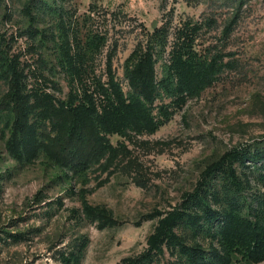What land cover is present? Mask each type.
Here are the masks:
<instances>
[{
	"label": "rangeland",
	"instance_id": "obj_1",
	"mask_svg": "<svg viewBox=\"0 0 264 264\" xmlns=\"http://www.w3.org/2000/svg\"><path fill=\"white\" fill-rule=\"evenodd\" d=\"M26 1L0 0V264H264L244 258L264 220V0H38L33 23ZM160 26L142 107L154 129L109 132L97 116L102 152L76 170L9 153L12 74L28 137L45 141L60 124L51 103L109 114L115 84L134 102L126 65Z\"/></svg>",
	"mask_w": 264,
	"mask_h": 264
},
{
	"label": "trees",
	"instance_id": "obj_2",
	"mask_svg": "<svg viewBox=\"0 0 264 264\" xmlns=\"http://www.w3.org/2000/svg\"><path fill=\"white\" fill-rule=\"evenodd\" d=\"M38 0H27L23 7L24 14L30 23L35 21L33 7ZM165 36L163 26L156 27L152 31H147V43L139 41L131 52L132 60L126 65L125 74L129 85L136 95L135 101L130 102L124 99L119 87L115 84L114 95L118 105L109 114H98L88 111L79 105L60 104L56 107L51 103V120H60L55 134L48 135L45 141L35 142L28 137V111L29 96L24 93L20 79L12 74L7 82V90L1 99L6 104L7 111L11 113V125L6 140V147L11 155L18 159L29 160L37 152L44 150L51 158L61 165L68 166L74 170L79 167H86L92 163L102 152V140L100 138L101 121L97 116L107 118V131H118L120 128L131 125L137 129H154L160 121L150 115L142 107L153 101L155 96V63L153 58V48L161 37ZM210 69V68H209ZM209 69L203 72L202 76H191L192 89H197L207 85L213 77H208ZM1 78V72H0ZM139 102L137 105H134ZM62 120V121H61ZM71 124L78 125V129ZM105 126V125H104ZM238 149H232L226 153L228 163L239 154ZM253 158H258L257 153H251ZM223 158L219 160L222 162ZM228 177L234 181L233 173ZM219 212L212 210L211 217H217ZM167 219V218H166ZM163 219L158 225V230L150 235V243L155 244V238L161 232L164 225ZM253 247L249 249L244 258L248 261H257L264 258V220L252 224ZM151 248V247H150ZM77 258L75 257V261Z\"/></svg>",
	"mask_w": 264,
	"mask_h": 264
}]
</instances>
